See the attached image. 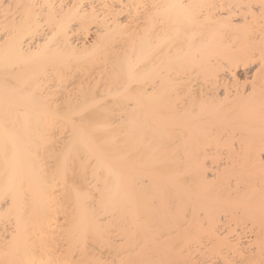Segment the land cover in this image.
<instances>
[{
	"label": "bare ground",
	"instance_id": "6f19581e",
	"mask_svg": "<svg viewBox=\"0 0 264 264\" xmlns=\"http://www.w3.org/2000/svg\"><path fill=\"white\" fill-rule=\"evenodd\" d=\"M262 262L264 0H0V264Z\"/></svg>",
	"mask_w": 264,
	"mask_h": 264
},
{
	"label": "snow or ice",
	"instance_id": "6c2138e0",
	"mask_svg": "<svg viewBox=\"0 0 264 264\" xmlns=\"http://www.w3.org/2000/svg\"><path fill=\"white\" fill-rule=\"evenodd\" d=\"M8 7H11V6L9 5ZM5 19L7 20V19H8V17L6 16V17H5ZM6 34H7V33H6ZM262 264H264V262H262Z\"/></svg>",
	"mask_w": 264,
	"mask_h": 264
}]
</instances>
